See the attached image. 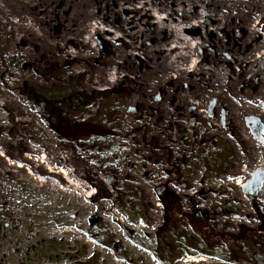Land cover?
I'll return each instance as SVG.
<instances>
[{
    "label": "rangeland",
    "instance_id": "374dc122",
    "mask_svg": "<svg viewBox=\"0 0 264 264\" xmlns=\"http://www.w3.org/2000/svg\"><path fill=\"white\" fill-rule=\"evenodd\" d=\"M210 2L223 28L202 38L195 26L191 36L203 39L200 57H213L206 66L226 72L222 86L209 73L143 77L154 52L126 62L109 52L129 50L127 35L115 43L94 33L96 50L68 42L82 41L96 20L116 29L138 18L136 44L156 48L164 30L155 33L156 16L131 10L139 2L0 0V264H162L155 235L169 216L202 246L166 245L160 258L175 264H226L204 253L228 255L245 236L263 234L264 199H249L237 180L250 178L264 153V133L247 122L257 115L264 124V0ZM55 42L88 57L74 59ZM113 57L118 80L94 85Z\"/></svg>",
    "mask_w": 264,
    "mask_h": 264
},
{
    "label": "bare ground",
    "instance_id": "6f19581e",
    "mask_svg": "<svg viewBox=\"0 0 264 264\" xmlns=\"http://www.w3.org/2000/svg\"><path fill=\"white\" fill-rule=\"evenodd\" d=\"M211 0H176V4L179 5L178 8H176L173 12L168 13H160L161 5L160 7L157 6V4L164 5V0H126V2H130L132 4L133 2H139L140 5L132 7L131 10H133L135 13H139L140 11H145L146 15H154L158 18L157 20V26L156 31L164 30V35L157 37L158 39V46L156 48H153L152 50H147V47L144 45L143 42L136 44V36L140 33H144V29L140 26L142 24V21H140L138 18H134V21L130 23L129 26H126L127 23L123 24L121 22L120 25H118L115 28H110L107 26H104V23L102 21H94L90 23L89 25H86L83 29V31L87 34L84 36V39L81 41L78 38H72L70 37L68 42L73 43V45H79V48H82L84 50H91L97 49V44L95 43L96 40L94 39V33H102V34H108L111 35V40L116 42L122 43L124 37H129L133 41L129 44H126L128 47H130L129 50L119 51V50H113L110 48V53H116L121 55L126 62L129 58H136L137 56H140L141 53H144L145 55H148L149 52H154L157 57L156 60L152 61L151 63H148V66L153 67V69L148 74H143L142 76L145 77H151L154 78L157 74H160V76H165L168 79L177 78L178 80H182L186 78V76L191 77L192 81H194V75H202V79L204 80L206 78V74H212L214 75L215 80L211 83L212 86H219L223 85L225 83V77H227L226 72L223 70V68H212L210 66H206L205 61L212 62L214 59L210 55H206L203 57H200L197 53V48L203 44L202 41L197 40L193 36H191L192 29L195 28V26H203L204 31L201 34L202 38L207 37L208 35L213 34L214 32L220 30L224 26L225 19L223 18V15L219 13L217 9H212L210 7ZM182 4V5H181ZM214 4V2H213ZM120 8L122 9H130V7L125 6L123 3L120 2L119 4ZM194 13V14H192ZM141 14V13H140ZM193 15V16H192ZM179 17V19L177 18ZM195 17V21L191 22V19ZM186 20V22H190V26L181 24L182 20ZM138 20L140 24L138 23ZM109 21L107 19V16L104 18V22ZM215 22L214 27H207L206 24L209 22ZM29 28L32 29L33 25L28 23ZM251 34H255L256 31L252 29ZM127 35V36H126ZM200 39V38H199ZM54 46L62 47V49L65 51L67 50L66 44L62 46L60 43L55 42ZM68 55L72 56L74 59L76 58H83L85 59L88 57V54H83L81 50H67L66 51ZM113 53V54H114ZM149 56V55H148ZM104 62L103 60H101ZM124 62H122L123 64ZM155 66V67H154ZM122 65L119 61L115 59V57L112 58L111 64L108 68L104 69L103 72L99 73L100 75H96L93 79L94 85H106L110 86L112 85L116 80H118V77H120V68ZM84 70H81L80 73H83ZM172 75V77H171ZM191 80L189 82H191ZM160 82L159 80H157ZM104 83V84H103ZM192 83V82H191ZM89 84V83H88ZM146 86L152 87L151 82L146 83ZM89 86V85H88ZM107 88V87H106ZM105 88V89H106ZM192 96L185 95L184 99L186 102L192 106H197L200 111H203V108L205 107L204 102L200 101L197 102L193 100ZM243 137L245 140L250 141L251 136L250 134L245 130L243 133ZM45 157V155H43ZM62 160H64L63 157H61ZM67 158V157H66ZM67 160V159H66ZM65 160V161H66ZM18 167H22V163L17 164ZM45 172V170H44ZM53 170L48 171L47 173L50 175L53 173ZM46 173V172H45ZM57 175L59 174L64 175V177H67L68 172L65 168H60L58 171H55ZM45 181V180H42ZM72 184H74L72 182ZM238 185L243 184V180L239 178L237 180ZM77 185V184H74ZM83 188L82 182H80L79 185H77L76 189ZM96 193L95 189H92L89 191V193L86 195L87 197H94ZM160 204V202L158 203ZM204 257H195L192 260H188L191 262H203Z\"/></svg>",
    "mask_w": 264,
    "mask_h": 264
},
{
    "label": "trees",
    "instance_id": "16d2710c",
    "mask_svg": "<svg viewBox=\"0 0 264 264\" xmlns=\"http://www.w3.org/2000/svg\"><path fill=\"white\" fill-rule=\"evenodd\" d=\"M155 237L157 243L156 254L162 264H175L174 262H171L173 261L172 259L167 257H165V259L160 258L161 253L164 252V247H166V245L180 247L187 246L191 249H195L196 251H200L199 249H202V246L200 248H195L190 245L191 242H194L193 239L186 236V234L181 229L180 223L171 219L170 216L164 220L163 225L157 230ZM129 239L133 243H137L135 239L130 237ZM237 239L239 240L240 237L237 236ZM141 247L148 252H155L145 245H141ZM204 254L211 258L221 260L226 264H264V232L258 237L253 236L251 233L249 236H245L241 239L237 248H235L232 253H228V255L209 253ZM179 258H182V256Z\"/></svg>",
    "mask_w": 264,
    "mask_h": 264
},
{
    "label": "water",
    "instance_id": "95a60500",
    "mask_svg": "<svg viewBox=\"0 0 264 264\" xmlns=\"http://www.w3.org/2000/svg\"><path fill=\"white\" fill-rule=\"evenodd\" d=\"M247 122L254 123L255 125L252 126L254 130L259 127L264 130V124L261 122V119L257 115H251L247 118ZM250 178L247 179L242 184V189L246 194L253 195L257 194L264 188V167L259 166L255 170H253L250 174Z\"/></svg>",
    "mask_w": 264,
    "mask_h": 264
},
{
    "label": "flooded vegetation",
    "instance_id": "af4514ba",
    "mask_svg": "<svg viewBox=\"0 0 264 264\" xmlns=\"http://www.w3.org/2000/svg\"><path fill=\"white\" fill-rule=\"evenodd\" d=\"M253 129V133L259 137L260 133H264V130H262L261 128L257 127L255 130L254 128ZM263 142H264V139H263ZM259 166H263L264 167V153H263V156H262V160H261V163ZM248 178L245 179V181L247 180ZM247 197L253 201L255 200H262L264 199V188H262V190L260 192H258L257 194H253V195H249V194H246Z\"/></svg>",
    "mask_w": 264,
    "mask_h": 264
}]
</instances>
